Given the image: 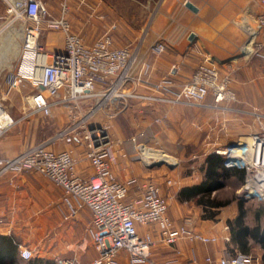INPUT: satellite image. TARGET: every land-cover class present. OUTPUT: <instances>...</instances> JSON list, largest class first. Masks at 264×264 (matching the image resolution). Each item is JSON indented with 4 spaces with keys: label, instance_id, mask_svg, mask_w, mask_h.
Masks as SVG:
<instances>
[{
    "label": "crops",
    "instance_id": "obj_1",
    "mask_svg": "<svg viewBox=\"0 0 264 264\" xmlns=\"http://www.w3.org/2000/svg\"><path fill=\"white\" fill-rule=\"evenodd\" d=\"M43 1L52 14H60L62 0ZM123 1L67 0L68 18L73 29L87 43H92L108 27L112 28L116 45H122L118 36L128 35V45L137 47L135 68L143 59L150 60L154 81L165 77L180 86L190 79L199 63L205 62L231 75L230 84L236 96L235 101L215 103L212 94L208 93L201 103L173 105H146L135 99L122 104L119 100L116 102L123 106L118 111L112 103L114 97L100 102L97 98L82 100L89 124L109 121L111 129L108 132L114 155L111 171L124 180L154 181L160 194L167 198V213L175 225L183 224L196 233L215 237L208 241L182 237L174 244L156 241L150 248L148 259L136 264H219L222 256L241 251L231 238L229 226V220L238 213L237 201L215 208V215L210 217L203 206L191 198L181 197L179 192L183 186L196 184L203 178L208 153L246 141L252 133L264 132V47L256 52L253 50V41L260 37L255 19L264 11V5L256 0H187L196 6L193 10L183 0H126L132 4L141 3L147 9L148 27L142 31L140 27L130 25L116 6ZM136 39L137 43H134ZM158 42H163L165 49L154 54L152 49ZM49 43L51 48H48ZM44 45L50 50H62L64 34L61 31L47 33ZM17 71L27 77L30 73L21 69ZM48 99L53 101L52 110L65 106V103L55 102L59 98L49 96ZM57 109L54 116L58 121L60 110ZM100 114L108 119L102 122V118H97ZM33 115L18 125L14 124L0 137V235L11 237L17 245L12 256L0 255V260H4L0 264H22L26 259L19 255V246L30 248L33 257L57 261L76 257L81 262H88L97 255L89 230L90 209L79 207L74 215L67 216L69 205L60 186L37 171H19L5 166L7 159L43 143L55 151H70L77 173L86 176L93 172L82 140L65 139V127L60 129L54 121L50 124L42 115ZM140 132L144 133V138L153 137L155 148L170 147L172 140L178 137L186 146L209 149L204 152L202 169L170 177L163 169L164 166L171 167L170 163L154 162L147 166L138 159L128 142L129 137ZM141 135L138 134L136 140ZM191 166L194 169V165ZM169 178L171 181L167 183ZM137 192L132 181L128 195L133 197ZM260 204L254 211L244 205V222L249 227L264 226L263 206ZM137 230L140 234L150 232L155 239L158 237L156 228L150 224H139ZM248 243L250 246L245 253L257 257L261 264L264 261L263 247L251 238ZM128 261L127 252L120 250L115 264H128Z\"/></svg>",
    "mask_w": 264,
    "mask_h": 264
},
{
    "label": "built area",
    "instance_id": "obj_2",
    "mask_svg": "<svg viewBox=\"0 0 264 264\" xmlns=\"http://www.w3.org/2000/svg\"><path fill=\"white\" fill-rule=\"evenodd\" d=\"M186 1L183 0L184 3ZM256 1L264 5V0ZM16 9H20L31 21V24L22 27V48L31 52L33 57L28 77L17 72L10 76L8 85L15 88L27 79L34 86L32 92L26 95V103L31 112L49 114L53 104L49 96L59 98L55 102L62 103L86 98H97L100 102L114 97L122 104L130 99L146 103L198 104L208 93L212 94L215 103L236 99L235 93L228 88L229 75H223L215 65L205 62L200 63L190 79L177 89L172 88L168 78H161L157 83L145 80L149 92H137L134 88L126 90V83L143 80L140 71H135L137 53L127 45H115L111 27L106 28L92 43H87L72 27L68 18L67 0H62L59 15L51 14L43 0L11 1L8 11ZM255 21L260 34L253 41V50L256 52L264 47V11L256 16ZM45 27L58 29L64 34L62 50H48L39 42V35ZM164 49L163 42L153 46V52L156 53ZM40 56H44V59L40 60ZM139 69L146 72L151 69V63L142 60ZM97 87L101 89L99 93ZM86 119L69 124L63 131L68 140L74 137L85 143L86 156L93 166L91 174L85 176L76 172L75 160L70 151H55L43 143L7 159L5 165L19 171H37L60 186L69 205L67 216L74 215L79 207L90 209L89 230L97 255L88 262H81L76 257L64 258L60 260L61 264H115L122 249L128 254V264H136L148 259L150 248L156 241L174 244L182 237L204 241L215 239L189 230L183 224L175 225L167 213V198L160 194L154 181L118 178L110 169L114 155L108 125H88ZM14 124L15 119L0 96V137ZM80 126L84 128L79 130ZM131 141L135 149L142 146L135 142L136 137H132ZM216 152L225 156L226 167L244 169L245 176L239 194L262 203L264 225V132L252 133L248 140L232 143L224 149H216ZM132 181L138 192L129 197L128 190ZM166 181L169 183L170 179ZM71 198L75 201L72 202ZM139 224L154 226L157 239L150 232L140 234L137 230ZM19 255L28 259L33 253L30 248L19 246ZM218 263L259 264L257 257L239 250L222 256Z\"/></svg>",
    "mask_w": 264,
    "mask_h": 264
},
{
    "label": "rangeland",
    "instance_id": "obj_3",
    "mask_svg": "<svg viewBox=\"0 0 264 264\" xmlns=\"http://www.w3.org/2000/svg\"><path fill=\"white\" fill-rule=\"evenodd\" d=\"M14 0H0V96L3 97V103L6 107V109L9 111V113L12 115V117L15 119V124L18 125L19 123L23 122L24 118H29L31 114H34L33 116L37 117L41 113L39 112H31L29 109V105L26 103V95H29L32 90L34 89L33 85L30 84L27 79H24L17 87L15 88H10L8 85V81L10 79V76L15 75L18 71V69L21 70H26V73L30 72V67L32 63V53L28 52V50H24L22 48V42H20V32L22 30L23 25L25 24H31V21L29 18H27L20 9L12 10L11 12L8 11L10 7V2ZM108 1H115V0H108ZM142 1V0H140ZM143 2V1H142ZM116 6L118 7L119 10L122 11V15L127 18V22L130 23L132 26H138L140 29L145 30L148 27V19L146 13L147 9L143 8L141 6V3L139 5L137 4H132L131 2H128L124 0L123 2L117 3ZM140 6V9H139ZM49 10V9H48ZM150 11L153 10V5L149 9ZM51 13V11H49ZM52 14V13H51ZM149 14V13H148ZM141 17H144L142 19ZM58 29L52 28V27H45L41 34L39 35V42L41 44H44L46 35L47 33H58ZM141 32V31H140ZM15 33V34H14ZM19 36V38H18ZM14 37V38H13ZM119 41H122V45L120 46H129V36L128 35H122L118 36ZM128 40V41H127ZM13 41V42H12ZM137 39L135 40L134 43L136 42ZM16 42L19 43V48L20 51L18 52L17 55H15L16 50H15V45ZM13 43V44H12ZM21 43V45H20ZM116 45V44H115ZM119 46V45H117ZM52 44H48V48H51ZM46 48V46H45ZM46 48V49H48ZM133 49V47H131ZM50 50V49H48ZM134 50L137 53V47L134 48ZM153 50V49H152ZM162 52V51H161ZM153 52L154 54H160ZM147 60L151 63L152 62L148 59H143ZM202 63V62H201ZM200 64V63H199ZM198 64V65H199ZM197 65V66H198ZM196 66V67H197ZM217 67V66H216ZM152 68V66H151ZM196 69V68H195ZM217 69L223 74V75H229L230 81H231V75L228 72H222L218 67ZM29 70V71H28ZM140 71V77L143 80H140L138 82H128L126 83V90L134 88L135 91L137 92H149L150 89L148 87L147 82H153L157 83L160 81L161 77L157 80H152L151 78V69H148L146 72L143 71L142 69L136 68L135 71ZM134 75V73L132 72ZM11 76V77H12ZM147 82H146V81ZM135 83V84H134ZM134 84V86H133ZM172 88L177 89L180 86H177L171 82ZM177 86V87H176ZM228 88H230L232 91L231 84H228ZM98 93L101 90L99 87H97ZM155 93H158V91H154ZM234 92V91H233ZM100 95V94H96ZM83 100V99H82ZM82 100L76 101V102H70L66 103L65 106H60L58 109L55 108L52 110L51 106V111L49 114H41L44 119L49 121V123H54L55 126H59L60 129L68 126L69 124L72 123H78L80 122L81 119L83 118H88V114H85V106H82ZM137 100V99H135ZM236 100V99H235ZM235 100H223L221 102H232ZM116 99L112 100V103H115V111H118L121 106H123L121 103H117ZM139 101V100H138ZM78 102H81L78 105ZM142 102V101H139ZM144 104H154V103H165V102H153V103H146L142 102ZM220 103V102H219ZM173 105V104H172ZM57 110L59 111V118L58 121L56 120L54 114ZM121 111L123 109H120ZM100 112V111H99ZM98 112V113H99ZM57 114V113H56ZM85 114V115H84ZM40 115V116H41ZM102 118V122L106 121L105 119H108L107 117L103 116L102 114L98 115L97 117ZM159 119V118H158ZM23 120V121H22ZM97 120V119H96ZM54 121V122H53ZM86 119V123L89 125V121ZM100 121V120H97ZM109 121H106V124L108 125V130L111 129L110 125L108 124ZM111 123V122H110ZM86 124V125H87ZM100 124V123H99ZM85 125V124H84ZM97 125V124H93ZM82 126L79 127V130H81ZM142 134L139 136V139H137L135 142L137 144L141 143L142 146H138L137 149H135L134 143L131 141V137L128 138V142L132 146L133 152L136 153V156L138 159L146 164L147 166H150L154 162H158L159 160L156 159V156L153 155H147L144 156L142 153V148L147 147V148H153L156 151H162L174 158L175 161L170 162L168 160H164L161 162L165 163H170L171 167H165L164 166V171L166 173L170 174V177L175 176H180L184 173H191V172H198L199 170L202 169V160L203 157L205 156L204 152L209 150V149H204V148H196L192 147L190 145H187L183 143V140H180L178 137L173 139L172 145L170 147H153V137H145L143 136L144 133H138ZM137 135L134 137L137 138ZM77 136H79L78 133H76ZM147 135V133H145ZM141 137V138H140ZM151 138V139H150ZM67 139V136L65 137ZM111 147H112V142H111ZM148 159V160H147ZM191 164L194 165V169L192 168ZM170 179V178H169ZM171 181V179H170ZM239 188L240 184L234 179V178H228L225 181L224 186L217 192V195L221 198H229L231 202H236L237 200H242L244 205L247 206L248 210L254 211L256 209H259L261 206L260 202L253 199V198H247L239 194ZM34 257H37L34 255Z\"/></svg>",
    "mask_w": 264,
    "mask_h": 264
},
{
    "label": "trees",
    "instance_id": "obj_4",
    "mask_svg": "<svg viewBox=\"0 0 264 264\" xmlns=\"http://www.w3.org/2000/svg\"><path fill=\"white\" fill-rule=\"evenodd\" d=\"M225 156L218 152H210L204 161L203 178L196 184L186 185L180 189L179 195L184 198H191L197 204L203 206L207 216L215 215V208L229 204V198H221L217 192L224 186L228 178H234L238 184L243 183L245 171L238 167H226L224 165ZM238 213L229 220L231 238L237 247L243 252L248 251L250 244L249 238L259 244L264 249V226L256 224L249 227L244 222L245 206L242 200H237ZM16 243L9 236L0 235V255L7 256L15 254ZM4 260H0L3 262ZM22 264H61L55 259H44L40 257H30ZM264 264V261L261 263Z\"/></svg>",
    "mask_w": 264,
    "mask_h": 264
},
{
    "label": "bare ground",
    "instance_id": "obj_5",
    "mask_svg": "<svg viewBox=\"0 0 264 264\" xmlns=\"http://www.w3.org/2000/svg\"><path fill=\"white\" fill-rule=\"evenodd\" d=\"M14 34H15V33H14ZM19 34H20V40H21L20 42H23L22 30H21V32H20ZM13 38H14V37H13ZM18 38H19V36H18ZM12 42H13V41H12ZM12 44H13V43H12ZM20 45H21V43H20ZM15 50H16L15 55H17L18 52L20 51L19 43H17V42H16V45H15ZM39 59H40V60H43V59H44V56H40ZM37 74H38V71L35 73V75H37ZM141 150H142L143 155L146 156V157H147V155H153V154H154V156H156V159H157V160H168V161H170V162L175 161L174 158H173L172 156H170V155H168V154H166V153H164V152H162V151H156V150H154L153 148H147V147H144V148H142ZM147 160H148V159H147Z\"/></svg>",
    "mask_w": 264,
    "mask_h": 264
},
{
    "label": "water",
    "instance_id": "obj_6",
    "mask_svg": "<svg viewBox=\"0 0 264 264\" xmlns=\"http://www.w3.org/2000/svg\"><path fill=\"white\" fill-rule=\"evenodd\" d=\"M185 5L191 9H193V10H196V6L191 1H186ZM256 28H258V27H256ZM190 37H193V35H190ZM39 87L43 88V86L41 84H39ZM160 163H161V161L157 162L156 164H160Z\"/></svg>",
    "mask_w": 264,
    "mask_h": 264
}]
</instances>
